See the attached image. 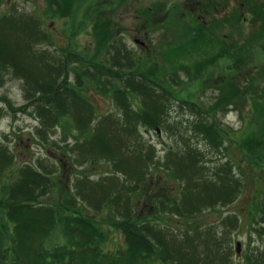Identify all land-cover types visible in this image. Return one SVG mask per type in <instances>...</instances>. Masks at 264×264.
<instances>
[{"label":"trees","instance_id":"trees-1","mask_svg":"<svg viewBox=\"0 0 264 264\" xmlns=\"http://www.w3.org/2000/svg\"><path fill=\"white\" fill-rule=\"evenodd\" d=\"M122 1L127 3V0ZM223 1H218L217 4L216 0H205L202 13L205 12L204 15L207 16L219 12L218 9ZM224 2L231 4V0ZM242 5L249 13L252 12L256 22L242 44L224 40L215 33L225 25L237 28L239 31L245 17L235 14L237 12L235 8L228 9L230 12L224 15L217 13L207 24L196 18L195 13L189 15L186 11L180 12L178 8L170 10L168 17H174L171 20L173 26L185 33V38L180 42L183 44L177 43L178 49L177 44L162 49L164 60L171 57L175 62L173 66L179 63V67L194 81L197 71L204 75L201 66L207 71L212 65L215 66L218 60L224 58L228 61V68L234 67L237 71L248 65L250 56L257 49L264 55V0H244ZM159 12L162 10L160 9ZM160 14H152V18L157 20ZM110 20L111 18L106 28L96 24L97 44H100V50L93 60L70 49L61 57H57L54 52L44 51L51 64L48 65L50 69H57L58 72L54 71L56 72L54 75L43 81L32 82L35 77H29L30 69L18 72L14 67V56L18 57L20 53L29 51L33 42L48 44L50 35L42 30L39 17L22 14L16 10L7 11L0 14V65L4 71L25 80V86L29 88L26 99L30 101L25 108L32 103L37 108L33 115L41 122L40 132L42 129L49 131L59 126L63 116L73 114L82 131L81 134H85L87 130L93 131L91 133L93 136L77 143V147L82 146L88 150L92 161H99L109 156L116 158L120 152L119 147H124L131 155L141 160L142 175L139 184L133 186L131 190L123 185L122 188L127 190L119 192L124 199L123 207L119 206L121 209L115 207L119 197L110 193L106 200L102 197L106 202L107 210L117 213L122 218L113 225L123 231L125 248L118 252H105L104 245L108 240V232L90 216L77 213L72 201L67 202L65 199L70 206H63V210L60 208L61 198L59 206L42 203L40 197L49 194L54 183L43 171L40 172L36 167L25 164L19 169L17 181L0 189V264H207L202 255L207 254L208 251L212 256L223 254L224 264H233L228 258L234 255L233 248L227 240L231 233L227 234L223 230L220 238L219 232H207L204 236L207 238H204L205 230L197 226L190 231L182 230L184 234L181 236L184 241H179L176 234L162 228L160 222L148 221L146 216L143 218L137 215L138 209L136 211L134 209L136 206L134 207L135 197L132 191L142 183L147 185L149 175L154 169H158L175 179L179 188L176 198H173L171 193L170 197L163 194L156 199L155 204L158 205L156 214L162 210L171 216L190 220L196 219L206 211L233 204L238 199L243 183L232 162L227 161L228 157L224 156L223 148L226 147L225 151H227L231 145H234V149H237L242 156L250 158L256 167L260 165L264 169L262 156L259 157L264 152V72L243 90L235 87L233 82L227 83L229 85L227 91L224 90L216 102L207 108L194 101L191 103L183 101L195 117L196 134L203 137L210 150L217 152V159L213 160L211 157L209 162L205 160V165L209 166V169L205 167L204 162L201 163L202 161L200 168L198 167L197 164L203 157L201 158V153L193 146L188 147L184 157H179L177 154L180 151L174 150L169 151L163 162H158L155 160V146L147 147L141 138V127L164 129L166 123L159 108L161 110L169 108L172 101L177 99L175 98L177 94L172 88L178 81L174 75L167 77V74L160 73L156 68L148 70L145 74L139 57L132 52H123L115 45L116 34L112 32L113 24ZM19 42L24 46L17 47ZM191 50L193 53L202 54L198 57L200 62L197 61L194 66L178 59L187 56V53L183 54L186 51L190 54ZM15 51L19 54L16 55ZM180 51L183 53L180 54ZM105 54L112 55L110 66L109 63L107 65L101 60ZM212 58L218 60L211 61ZM205 60L211 65L206 67V63L203 62ZM71 72L74 80H71ZM260 82L263 89L259 87ZM89 84L95 86L101 93L110 94L117 109L114 113L102 117L100 121L95 120L98 122L96 127L91 123L95 107L82 92ZM244 93H249L247 97H251L252 112L261 118L259 129L251 131V139L254 141L251 146L259 144L263 146V151L259 155L255 149L246 150L245 146H251L244 141H229L227 131L222 130L216 121L218 112H227L235 101L246 103ZM136 97L138 99L141 97V104ZM152 108L158 112L155 113ZM110 127L115 128L111 138L106 134ZM11 153V150L0 142V176L13 165L14 157ZM126 172L129 174V171ZM261 202V216L257 221L259 226L256 233L264 239V190ZM103 209L104 207L101 210ZM228 221L232 222V218L223 219L221 224L225 225ZM59 224L62 226L66 243L56 248L48 247L46 239L52 235V231L57 226L59 227ZM168 236L172 237L171 244L163 239ZM198 239L202 240V244L206 245L205 251L207 250L201 255L198 254L200 253L196 242ZM209 241L211 249L207 245ZM253 251L256 254L250 255L251 260H254L255 264H264L261 261L264 251L260 252L256 248ZM212 262L215 264L218 259H212Z\"/></svg>","mask_w":264,"mask_h":264},{"label":"rangeland","instance_id":"rangeland-1","mask_svg":"<svg viewBox=\"0 0 264 264\" xmlns=\"http://www.w3.org/2000/svg\"><path fill=\"white\" fill-rule=\"evenodd\" d=\"M216 1L218 4V1L222 0ZM224 1L221 2L218 14L224 15L230 12L228 9L235 8L237 10L235 14L243 15L245 20L240 24L239 31L237 28L225 25L217 29L215 33L224 40L242 44L251 33L252 26H255L254 15L242 5L244 0H231L230 5ZM205 3V0H127V3L122 0H1L0 14L16 10L22 14L39 17L42 30L50 35L48 44L33 42L29 51L26 50L20 54L15 51V54L19 55L18 57L14 56V67L18 72L30 69L29 77H35L31 80L32 82L43 81L58 72L57 69L52 68L51 70L48 66L51 64L45 53L47 51L54 52L53 54H56L57 57H61L66 50L70 49L93 60L100 50V44H97L96 24L100 27L108 26L107 23L111 18L110 21L114 25H112V32L116 34L115 45L123 52H132L139 57L142 71L145 74L148 70L156 68L160 73L167 74V77L174 75L178 81L172 88L177 94L175 95L177 99L172 101L169 108L164 110L159 108L166 123L164 129L154 130L141 127L142 140L147 147L155 146V160L158 162H163L169 151L174 150L180 151L177 154L179 157H184L188 147L193 146L201 153V158L203 157L197 164L200 168L201 161L205 165V160L209 162L211 157L213 160L217 159V152L210 150L203 137L196 134L195 117L183 101L189 103L194 101L207 108L216 102L224 90L227 91L229 88L227 83L233 82L235 87L243 90L246 85L252 80L256 81L258 76L264 72V55L258 49L250 56L248 65L237 71L234 67L229 69L228 61L224 58L222 60L212 58L211 61L218 60L216 65H212L207 71L201 66L204 75L197 71L194 81L189 78L186 71L179 67V63L174 65L175 67L173 66L175 62L171 60V57H167V62L164 60L162 49L171 44H183L180 42L185 38V33L173 26L171 20L174 17H168V12L178 8L180 12L186 11L189 15L195 13L196 18L207 24L217 13L205 16V12L201 11ZM119 5L121 7H118ZM164 6L165 11L163 12ZM150 9L154 11L150 12ZM158 9L159 11L161 9L162 12H157ZM159 13L161 14L157 16V20L152 18L154 14ZM166 15L167 18H165ZM19 46L21 48L24 44L21 45L19 42L17 47ZM178 47L177 44V49ZM179 53L182 54L183 51ZM185 53L188 55L185 57L181 55L183 58H178L180 61L192 66L196 65L197 61L200 62L198 57L202 54L193 53V50L190 54L188 51L183 54ZM111 56V54H105L101 60L108 65ZM203 62L206 63V67L211 65L207 60ZM56 67L60 66L56 65ZM2 68L0 65V142L11 150L14 162H12L11 169L0 176V189L17 181L19 169L25 164H30L40 172L43 171L47 174L55 185L52 186L49 194L40 197L42 203L59 206L61 198L60 208L62 209L67 205V202L72 201L77 213L90 216L108 232V240L104 245L105 252H118L124 249L123 231L113 225L117 221H121L122 218L117 213L107 210L105 200L110 193L112 196L119 197L115 207L118 209H121L119 206L123 207L124 199L119 192L127 190L122 188L123 185L131 190L133 186L139 184L142 175L141 160L135 155H131L124 147H119L120 152L116 158L109 156L101 158L99 161H92L88 150L82 146L77 147V143L84 141L86 137L93 136L91 134L93 131L89 129L90 131L87 130L85 134H81L82 131L73 114H71L72 116H63L59 126H55L49 131L42 129L40 132L41 122L33 115L37 108L33 106V103L25 108L30 102L26 99L29 88L25 86V80ZM72 73L71 80H74ZM259 87L263 89L262 82L259 83ZM82 92L95 107L91 121L93 126L98 125L95 120L99 119L98 121H100L107 114L117 111L110 94L97 91L92 84L85 87ZM248 95L249 93L243 95L246 103L241 104L235 101L236 105L234 103L233 106H230L227 112H218L216 121L222 130L227 131L229 141L241 140L251 146L254 142L251 139L252 130L259 129L261 118L252 112L251 97L248 98ZM137 100L141 104V97ZM153 110L155 113L158 112ZM118 117L120 116L118 115ZM114 130V127H110V130L106 131L109 138L114 134ZM147 147L145 149H148ZM225 148H223L224 156L228 157L227 161L232 162L243 183L238 199L233 204L206 211L196 219L191 218L190 220L171 216L162 210V213L156 214L158 208V205L155 204L156 199L163 194L170 197L171 193L173 198H176L179 184L166 173L154 169L148 177L147 185L142 183L140 190V187L133 189L134 207L136 206L134 209L135 211L138 209L137 215L143 218L146 216V220L160 222L162 228L168 229L170 233H175L179 241H184L181 236L184 234L182 230L190 231L197 226L205 230L206 233L203 234V237L207 232H219L218 237L220 238H222L220 233L223 230L227 234L231 233L227 240L233 248L234 255L228 258L233 264H255V261L250 257L251 254H256L253 249L264 251V239L256 233L259 226L257 221L261 216L264 169L260 165L256 167L250 158L242 156L237 149H234V145H231L227 151ZM245 148L246 150L247 148L255 149L258 155L263 151L262 144L245 146ZM260 156L264 161V152ZM209 164L211 165V163ZM205 167L210 168L206 165ZM126 170L129 171V174ZM132 176L134 177L132 178ZM165 187L167 188L165 189ZM81 190L84 191L81 192ZM108 203L111 204V202ZM103 207L104 209L101 210ZM159 209L161 208L159 207ZM120 215L122 216V214ZM228 217L232 218V222L228 221L227 224L222 225L221 221ZM61 228L62 226L59 224V227L57 226L52 231V235L46 239L48 247L56 248L66 243ZM163 239L168 244L172 243L171 236L163 237ZM196 242L199 246L200 253L198 254L201 255L207 251H205L206 245L202 244L201 239ZM238 244H240L239 252H237ZM207 245L211 249L210 241ZM224 257L223 254L212 256L209 251L202 255L207 264H214L212 259H218L215 264H224ZM261 261L264 262V257L261 258Z\"/></svg>","mask_w":264,"mask_h":264},{"label":"water","instance_id":"water-1","mask_svg":"<svg viewBox=\"0 0 264 264\" xmlns=\"http://www.w3.org/2000/svg\"><path fill=\"white\" fill-rule=\"evenodd\" d=\"M239 250H240V244H238V251L237 252H239Z\"/></svg>","mask_w":264,"mask_h":264},{"label":"flooded vegetation","instance_id":"flooded-vegetation-1","mask_svg":"<svg viewBox=\"0 0 264 264\" xmlns=\"http://www.w3.org/2000/svg\"><path fill=\"white\" fill-rule=\"evenodd\" d=\"M138 41V40H137Z\"/></svg>","mask_w":264,"mask_h":264}]
</instances>
